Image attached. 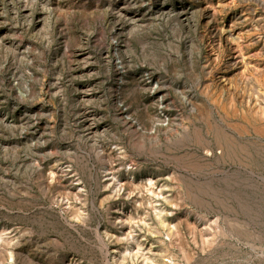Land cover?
Instances as JSON below:
<instances>
[{"label": "rangeland", "instance_id": "1", "mask_svg": "<svg viewBox=\"0 0 264 264\" xmlns=\"http://www.w3.org/2000/svg\"><path fill=\"white\" fill-rule=\"evenodd\" d=\"M0 264H264V0H0Z\"/></svg>", "mask_w": 264, "mask_h": 264}]
</instances>
